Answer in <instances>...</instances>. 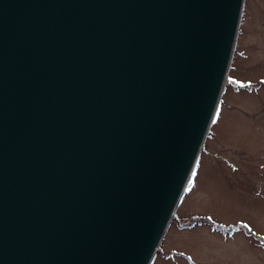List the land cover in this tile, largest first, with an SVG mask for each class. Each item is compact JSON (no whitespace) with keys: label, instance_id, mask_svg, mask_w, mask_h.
I'll list each match as a JSON object with an SVG mask.
<instances>
[{"label":"water","instance_id":"water-1","mask_svg":"<svg viewBox=\"0 0 264 264\" xmlns=\"http://www.w3.org/2000/svg\"><path fill=\"white\" fill-rule=\"evenodd\" d=\"M244 2L0 0V264L151 263Z\"/></svg>","mask_w":264,"mask_h":264},{"label":"rangeland","instance_id":"rangeland-1","mask_svg":"<svg viewBox=\"0 0 264 264\" xmlns=\"http://www.w3.org/2000/svg\"><path fill=\"white\" fill-rule=\"evenodd\" d=\"M263 7L246 1L230 81L150 264H264Z\"/></svg>","mask_w":264,"mask_h":264},{"label":"flooded vegetation","instance_id":"flooded-vegetation-1","mask_svg":"<svg viewBox=\"0 0 264 264\" xmlns=\"http://www.w3.org/2000/svg\"><path fill=\"white\" fill-rule=\"evenodd\" d=\"M246 1L247 0H245V2H244V8H245V4H246ZM244 8H243V12H244ZM264 8V7H263ZM243 12H242V15H243ZM241 20H242V16H241ZM264 27V26H263ZM235 46H236V44H235ZM234 50H235V48H234ZM231 63H232V59H231ZM231 63H230V65H231ZM231 68V67H230ZM229 68V69H230ZM248 83H245L244 85H242V86H245L246 85V87H250V88H252V89H254L256 86L255 85H253V84H255L256 82H249V81H247ZM259 83L260 84H262L263 86H264V79L263 78H260L259 79ZM241 86V87H242ZM216 228L217 229H219V230H222L223 231V228L221 227V228H218L217 226H216ZM226 231V230H225Z\"/></svg>","mask_w":264,"mask_h":264},{"label":"trees","instance_id":"trees-1","mask_svg":"<svg viewBox=\"0 0 264 264\" xmlns=\"http://www.w3.org/2000/svg\"><path fill=\"white\" fill-rule=\"evenodd\" d=\"M248 88H250V87H248ZM197 218H199V219H201V220H203V221H206V220H208L207 219V217L206 218H202V217H200V216H196ZM210 220V219H209ZM244 230H246V232H248V231H250V230H247V228H245Z\"/></svg>","mask_w":264,"mask_h":264},{"label":"bare ground","instance_id":"bare-ground-1","mask_svg":"<svg viewBox=\"0 0 264 264\" xmlns=\"http://www.w3.org/2000/svg\"><path fill=\"white\" fill-rule=\"evenodd\" d=\"M226 85V84H225Z\"/></svg>","mask_w":264,"mask_h":264}]
</instances>
